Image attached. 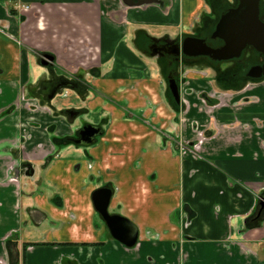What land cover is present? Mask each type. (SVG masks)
Returning a JSON list of instances; mask_svg holds the SVG:
<instances>
[{
  "label": "crops",
  "instance_id": "0c3cea01",
  "mask_svg": "<svg viewBox=\"0 0 264 264\" xmlns=\"http://www.w3.org/2000/svg\"><path fill=\"white\" fill-rule=\"evenodd\" d=\"M21 1L32 10L13 14L18 0H0V256L10 252L5 241L19 244L20 252L25 241L107 240L105 246L36 247L25 256L27 264H264V218L251 220L264 201V82L220 90L210 70L208 77L188 70L186 125L198 120V133L211 138L199 154L183 159L146 122L124 143L55 148L51 129L64 137L72 126L41 107L29 111L23 100L48 73L39 58L47 51L58 67L92 81L104 97L124 101L136 114L143 110L152 125L192 140L190 123L183 129L170 106L156 59L138 47L147 31L192 34L211 12L206 0H155L141 7L123 0ZM203 93L220 101L212 113L203 110ZM74 95L63 91L53 104L65 110ZM25 161L36 167L33 177L21 171ZM99 170L115 188L113 212L139 228L138 252L111 241L94 210L92 177Z\"/></svg>",
  "mask_w": 264,
  "mask_h": 264
},
{
  "label": "flooded vegetation",
  "instance_id": "af4514ba",
  "mask_svg": "<svg viewBox=\"0 0 264 264\" xmlns=\"http://www.w3.org/2000/svg\"><path fill=\"white\" fill-rule=\"evenodd\" d=\"M134 0H123L124 4L127 7H133L130 5V2ZM264 2V0H262ZM207 5L210 7L211 12L210 14H203L201 16L200 22L198 26L195 27L194 31L190 35H186L183 37H171L169 34L165 35H154L150 34V32H145L147 41L141 46L142 48L138 47L142 53H144L148 57H152L156 59L158 68L162 72V77L166 84V94L168 100L170 102V106L175 110V112L179 115L180 126L183 129H187V125L190 123V130L194 134L192 140L184 138L182 132L175 133V136L170 134L167 131H162L161 128L158 126H154L151 122L146 121L143 115L136 114L129 110L127 103L124 101H118L112 99L110 97H104L102 93L98 90L96 85L90 81L83 79L81 75L73 74L71 72H67L62 70L56 64V57L53 53L42 51L39 55L40 63L45 68H48V73L46 77L39 81V84H35L32 87L29 96L27 93L23 95V100L26 103V107L29 111L34 112L38 110L39 107L43 109L45 112L49 114H60L63 118L69 122L72 126V134L67 135L64 137L58 136L54 129L50 131V138L51 143L54 145L55 148H60L63 146H74L77 148H93L98 146L106 137L107 130L103 124L98 123H86V120L81 116L80 109H72L71 105H75L78 101L80 104L82 103L81 98L85 97L88 93H94L100 99L102 97L104 100L112 104L116 107H120L126 116L132 114V116L138 119L142 123H148L151 125L156 131H159L162 134V139L171 141L179 154V156L183 159V157L189 153L199 154L200 145L203 144V140L209 139L207 135V131H202L198 133V129L200 128V122L198 120L191 121L186 125V120L183 119L184 115L188 113L190 110V103L187 100L188 95H190V89H186L185 86L188 83L187 79L183 78V75L188 70H201L205 72V77H208L207 70H210L212 82L216 84V86L221 89H232L240 85V87L246 88L248 86H255L258 85L260 82H264V77L259 79L250 78L247 76L250 68L262 65L264 63V57L259 56L258 52L252 50L251 47L246 48L242 56L238 59H233L229 61H215L208 56H188L184 53V41L187 38H196L200 40H205L206 44L211 48H220L224 45V42L221 39H213L212 36L216 31V27L222 17L223 14L227 13L232 7L237 6V0H206ZM147 4H143L136 7H141ZM228 6V10L221 14L222 6ZM32 10V6L30 4H25L21 0H18L16 5L13 8V14L19 13H28ZM261 19L264 22V7H261ZM0 33L5 34L4 29L0 26ZM179 45V55L178 53V46ZM205 58V59H204ZM208 59V60H206ZM210 60V61H209ZM252 63V64H251ZM231 69V71H230ZM228 71V73H227ZM233 72L232 74H229ZM171 81H174L178 87V95L179 101H177L172 89H171ZM37 82V80H36ZM63 91H74L76 95H74L72 99V104L67 107L65 110L58 111L57 105L53 104L54 98ZM75 97L78 100L75 102ZM201 105L204 108H208L212 113V107H217L220 104V101L213 99L212 96L208 95L207 93H203L200 96ZM215 100V101H214ZM81 106V105H79ZM178 107V108H177ZM219 107V106H218ZM211 117L210 121L213 120ZM213 124V123H212ZM93 127L101 131V135L95 136V143L91 145H79L76 142L84 140V135L82 134L85 132V129ZM167 132V133H166ZM198 136V137H197ZM197 137V138H196ZM87 140V139H86ZM24 145V144H23ZM92 162H94L92 160ZM23 170H21L25 175L28 177H33L36 174V167L32 163H28L25 161L23 165ZM93 165V163H90ZM14 165L11 166L12 172H14ZM93 168V166H92ZM100 171V170H99ZM16 178L10 177V182L16 181ZM92 181H94V185L96 188L92 191V203L95 212L97 213L99 219L101 220L102 224L104 225L108 238L111 239L113 242H117L121 244L126 251H134L138 252L141 249L142 242L140 240V231L138 226L129 218L122 215L119 212H113L111 209L112 199L115 194V188L111 185V183L104 182L103 173L94 175L92 177ZM101 189H109L112 191V197L107 208L108 215L110 216H121L129 220L138 230V239L137 242L129 247L119 240L115 239L112 235V232L108 226L107 221L103 217V215L97 210L94 200L93 194ZM264 210V201L260 204V209L258 214L253 217L251 220L255 218V220L261 219ZM42 214L46 216V213L43 211ZM35 218L37 216L35 215ZM257 221V222H259ZM255 222V221H254ZM253 222V223H254ZM107 240L101 242H63V241H55V240H46V241H25L21 243V251L18 252L17 247L19 244L9 243V241H5L4 248L9 250L10 252L6 255L0 256V264H27L26 260V253L31 252L36 247H67V246H105L107 244ZM60 264H62L60 262Z\"/></svg>",
  "mask_w": 264,
  "mask_h": 264
},
{
  "label": "water",
  "instance_id": "95a60500",
  "mask_svg": "<svg viewBox=\"0 0 264 264\" xmlns=\"http://www.w3.org/2000/svg\"><path fill=\"white\" fill-rule=\"evenodd\" d=\"M155 0H134L131 6L154 3ZM261 0H237V6L223 14L212 38L221 39L224 45L220 48L209 47L205 40L187 38L184 41V53L188 56H208L215 61L238 59L243 51L251 47L264 57V22L261 19ZM178 55L179 53V45ZM247 76L254 79L264 77V63L250 68ZM171 89L179 101L178 87L171 81ZM84 140L77 141L79 145L95 143V136L101 131L89 127L85 129ZM87 139V140H86ZM112 197V191L101 189L93 194L94 204L103 215L115 239L131 247L138 239L137 228L126 218L108 215L107 208Z\"/></svg>",
  "mask_w": 264,
  "mask_h": 264
},
{
  "label": "rangeland",
  "instance_id": "374dc122",
  "mask_svg": "<svg viewBox=\"0 0 264 264\" xmlns=\"http://www.w3.org/2000/svg\"><path fill=\"white\" fill-rule=\"evenodd\" d=\"M252 50L254 49L252 48ZM74 100L76 102L78 98L75 97ZM81 100V104L77 101L75 105H71V108L80 109V114L86 120V123H100L105 125L104 127L107 130V135L103 140L104 143L108 141L124 143L123 141H130L132 140V138L137 137V128L139 127V125H141V122L138 119L134 118L132 114L126 116L124 111L120 107H116L112 104L107 103L106 101H102L94 93H88L87 95H85V97H82ZM137 112L143 115L142 117L146 118L143 110H138ZM183 119L186 120L185 115ZM156 139H160L158 135H156ZM106 150L111 156L112 147H107ZM124 150L125 148L121 146L118 153L122 154Z\"/></svg>",
  "mask_w": 264,
  "mask_h": 264
},
{
  "label": "trees",
  "instance_id": "16d2710c",
  "mask_svg": "<svg viewBox=\"0 0 264 264\" xmlns=\"http://www.w3.org/2000/svg\"><path fill=\"white\" fill-rule=\"evenodd\" d=\"M221 2H224V0H221ZM262 6L264 7V2L261 0V6H260V8H261ZM232 7H234V6L232 5ZM222 8H224V10H222L221 14H223L224 12H226V11L229 9L228 6H225V5L222 6ZM258 54H259V53H258ZM259 56L261 57L262 55L259 54ZM230 71H231V69H230ZM230 71H229V74H232L233 72H230ZM227 73H228V71H227ZM263 218H264V215H262L261 219H263ZM261 219H260V220H261ZM254 221L257 222V221H259V220H255V218H254L252 222H254Z\"/></svg>",
  "mask_w": 264,
  "mask_h": 264
}]
</instances>
